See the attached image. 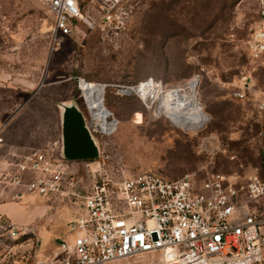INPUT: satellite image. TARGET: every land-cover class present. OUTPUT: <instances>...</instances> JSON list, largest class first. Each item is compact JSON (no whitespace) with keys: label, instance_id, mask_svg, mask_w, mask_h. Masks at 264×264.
<instances>
[{"label":"rangeland","instance_id":"1","mask_svg":"<svg viewBox=\"0 0 264 264\" xmlns=\"http://www.w3.org/2000/svg\"><path fill=\"white\" fill-rule=\"evenodd\" d=\"M125 7L122 26L108 29L85 3L91 25L79 23L77 32L52 50L47 0H0L5 152L61 142L63 104H77L94 126L80 89L85 80L105 85L108 120L115 124L96 137L99 157H108L112 173L151 171L170 179L223 173L241 183L264 175V60L248 51V38L261 20L258 0H127ZM148 80L190 94L207 121L184 128L157 113L156 104L148 108L139 94L124 91ZM0 207H9L8 213L0 211L23 231L17 239L0 240L5 263L34 264L79 234V202L25 195L0 198ZM111 264H159V257Z\"/></svg>","mask_w":264,"mask_h":264},{"label":"built area","instance_id":"2","mask_svg":"<svg viewBox=\"0 0 264 264\" xmlns=\"http://www.w3.org/2000/svg\"><path fill=\"white\" fill-rule=\"evenodd\" d=\"M126 1L47 0L52 50L76 33L79 23L91 25L85 3L105 28L114 29L124 23ZM258 3L261 20L248 38V51L264 60V0ZM87 125L95 136L101 132L91 121ZM5 146L0 127V198L32 195L79 202V234L73 243L63 241L53 257L34 264H111L153 253L159 264H264V175L246 183L223 173L203 179L194 174L170 179L151 171L116 175L108 157L64 158L61 142L24 153L5 152ZM21 235V227L0 211V240ZM0 264L27 263H5L0 256Z\"/></svg>","mask_w":264,"mask_h":264},{"label":"bare ground","instance_id":"3","mask_svg":"<svg viewBox=\"0 0 264 264\" xmlns=\"http://www.w3.org/2000/svg\"><path fill=\"white\" fill-rule=\"evenodd\" d=\"M154 84L155 82L152 80V83L132 86L125 91L126 94L132 92L139 94L148 108H153L156 104L155 111L157 113L169 115L184 128L197 129L207 121V116L198 108L197 102L189 101L192 99L190 94H178L175 89L164 90L161 84ZM195 84L196 79H191L190 88H194ZM80 89L91 113V119L95 123L94 127L101 132L111 131L115 123L108 120L111 112L104 103L105 85L82 80ZM138 118L141 119L140 113H138Z\"/></svg>","mask_w":264,"mask_h":264},{"label":"water","instance_id":"4","mask_svg":"<svg viewBox=\"0 0 264 264\" xmlns=\"http://www.w3.org/2000/svg\"><path fill=\"white\" fill-rule=\"evenodd\" d=\"M100 143L87 125L83 111L75 103L62 106V156L69 160L95 159Z\"/></svg>","mask_w":264,"mask_h":264},{"label":"crops","instance_id":"5","mask_svg":"<svg viewBox=\"0 0 264 264\" xmlns=\"http://www.w3.org/2000/svg\"><path fill=\"white\" fill-rule=\"evenodd\" d=\"M0 209H1V207H0ZM8 209H9V207H5V209H1V210H7L6 212L8 213ZM46 211V210H45ZM3 212V211H2ZM11 216V215H10ZM14 222H16V220H14ZM17 224H18V222H16ZM57 251H56V249L55 250H48L47 252H46V255H45V257H44V259L43 260H47L48 258L50 259L51 258V256L52 255H54V253H56ZM43 260H37V262L39 263V262H41V261H43Z\"/></svg>","mask_w":264,"mask_h":264}]
</instances>
